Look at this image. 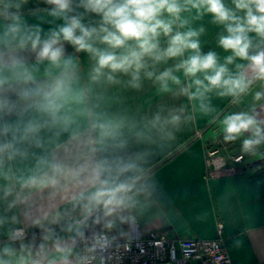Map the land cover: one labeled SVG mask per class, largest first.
Returning <instances> with one entry per match:
<instances>
[{"label": "clouds", "instance_id": "9594fccd", "mask_svg": "<svg viewBox=\"0 0 264 264\" xmlns=\"http://www.w3.org/2000/svg\"><path fill=\"white\" fill-rule=\"evenodd\" d=\"M199 120L264 149V0H0V264H109Z\"/></svg>", "mask_w": 264, "mask_h": 264}, {"label": "crops", "instance_id": "0c3cea01", "mask_svg": "<svg viewBox=\"0 0 264 264\" xmlns=\"http://www.w3.org/2000/svg\"><path fill=\"white\" fill-rule=\"evenodd\" d=\"M213 34L214 30H210L205 37L209 40L205 51L214 47ZM148 92L150 89L144 95ZM214 103L221 109L228 107L226 101ZM250 103L249 97L245 104L233 106L232 110ZM203 128L205 131L197 136ZM215 132L214 126L199 120L183 128L175 141L156 152L152 169L157 194L138 222H133L128 235L157 231L168 236L211 239L220 220L233 264H264V149L254 156L243 153L242 172L231 176L207 173V146L221 145L227 157L242 153L240 141L225 143ZM24 227L29 233L33 231Z\"/></svg>", "mask_w": 264, "mask_h": 264}, {"label": "built area", "instance_id": "2783aa9c", "mask_svg": "<svg viewBox=\"0 0 264 264\" xmlns=\"http://www.w3.org/2000/svg\"><path fill=\"white\" fill-rule=\"evenodd\" d=\"M205 129L197 132V136H201ZM244 159L243 153L225 156L221 145L207 146L205 152L207 173L213 172L216 176L242 172ZM119 243L121 246L113 251L109 264H233L225 245L224 224L220 220L216 222V235L211 239L149 231L127 235Z\"/></svg>", "mask_w": 264, "mask_h": 264}, {"label": "rangeland", "instance_id": "374dc122", "mask_svg": "<svg viewBox=\"0 0 264 264\" xmlns=\"http://www.w3.org/2000/svg\"><path fill=\"white\" fill-rule=\"evenodd\" d=\"M245 156V155H244Z\"/></svg>", "mask_w": 264, "mask_h": 264}]
</instances>
